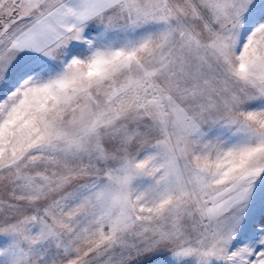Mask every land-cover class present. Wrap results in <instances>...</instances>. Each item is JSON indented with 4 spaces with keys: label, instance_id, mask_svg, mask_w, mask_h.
Listing matches in <instances>:
<instances>
[{
    "label": "snow or ice",
    "instance_id": "1",
    "mask_svg": "<svg viewBox=\"0 0 264 264\" xmlns=\"http://www.w3.org/2000/svg\"><path fill=\"white\" fill-rule=\"evenodd\" d=\"M0 264H264V0H0Z\"/></svg>",
    "mask_w": 264,
    "mask_h": 264
}]
</instances>
